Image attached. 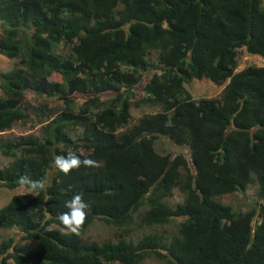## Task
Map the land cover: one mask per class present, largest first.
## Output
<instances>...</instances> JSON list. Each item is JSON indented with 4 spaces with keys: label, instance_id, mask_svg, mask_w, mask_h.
<instances>
[{
    "label": "trees",
    "instance_id": "trees-1",
    "mask_svg": "<svg viewBox=\"0 0 264 264\" xmlns=\"http://www.w3.org/2000/svg\"><path fill=\"white\" fill-rule=\"evenodd\" d=\"M239 47L264 57L262 0H0V54L17 58L0 71V186L46 184L0 205V227L16 232L0 264H264V64L235 70ZM201 77L222 84L216 96L184 89ZM26 91L61 108L49 115ZM140 103L159 108L129 121ZM26 119L39 135L4 134ZM158 136L188 157L156 151ZM68 152L101 166L65 175L53 161ZM249 183L263 203L218 199ZM75 193L90 204L79 236L58 220ZM93 220L117 232L82 238Z\"/></svg>",
    "mask_w": 264,
    "mask_h": 264
},
{
    "label": "rangeland",
    "instance_id": "rangeland-1",
    "mask_svg": "<svg viewBox=\"0 0 264 264\" xmlns=\"http://www.w3.org/2000/svg\"><path fill=\"white\" fill-rule=\"evenodd\" d=\"M262 5L264 6V0H262ZM56 50H60L62 53H66L68 51L67 46L61 45L56 48ZM237 65L235 70L243 67L247 64H255V65H263L264 57H261L258 54L250 53L245 51L243 47L237 48ZM17 58H8L3 54H0V71L7 70L11 68L16 63ZM184 89L190 93L193 98L197 97H213L216 96L219 90L222 87V84H214L206 77L201 78H191L189 81L183 83ZM142 95L141 91H137L134 97H139ZM27 101L36 102V103H44L46 106L45 111L49 115L54 114L61 108L60 103L53 97H48L41 94H35L31 91H26L24 94ZM81 100L76 101V103H81ZM76 104V105H77ZM159 108L158 105H150L146 103H140L138 106H130L129 113L130 118L129 121L134 120L141 113L153 112ZM41 121L37 119H26L23 121L16 120L13 122L11 127L4 131V134H24V133H36L39 135L41 133ZM75 131L70 130L69 134L74 135ZM153 147L158 152H168L170 154H174L176 152H182L188 157V150L186 146H178L171 144L166 137L158 136L153 140ZM8 160V157L0 154V164L4 163ZM256 184L249 183L243 190H235L230 193H224L219 196V200L222 203H229L233 207L239 210H246L255 204V201H260L263 203L261 199H258L255 196ZM21 192L20 185L14 188H5L0 186V205L4 204L11 194ZM182 198V194L176 189L173 188L171 196L168 197V202L174 203L176 201H180ZM54 224H51L53 226ZM175 222L172 221L168 224H162L158 226V230H163L164 232H171L174 229ZM134 227V226H133ZM153 227V225H152ZM135 228V229H134ZM132 228V235L135 237L138 234L139 229L137 227ZM117 232L116 228L111 225H106L99 220H93L90 222L85 228L83 234L81 235L84 239H93V240H104L112 238ZM15 230L13 228H5L0 227V239L6 237L7 235H15ZM167 235V234H166ZM30 243L35 244L34 239L27 240ZM145 263L150 264H164L162 260L156 259L154 257H148L145 259ZM8 264H13L10 259H8Z\"/></svg>",
    "mask_w": 264,
    "mask_h": 264
},
{
    "label": "clouds",
    "instance_id": "clouds-1",
    "mask_svg": "<svg viewBox=\"0 0 264 264\" xmlns=\"http://www.w3.org/2000/svg\"><path fill=\"white\" fill-rule=\"evenodd\" d=\"M81 165L85 167L101 166L99 162L92 159L81 160L75 152H68L66 156L57 155L53 161V167L65 175L69 174L72 169L80 168ZM19 184L21 195L38 196L41 191L46 189L45 181L31 180L27 176L20 177ZM64 207L68 211L58 216V220L65 230L64 234L79 236L87 218L86 210L90 208V204L83 199L82 193H75L71 199L64 202Z\"/></svg>",
    "mask_w": 264,
    "mask_h": 264
}]
</instances>
